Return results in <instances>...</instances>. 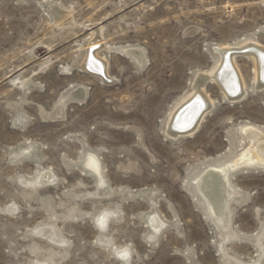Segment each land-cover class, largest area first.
Instances as JSON below:
<instances>
[{
	"label": "rangeland",
	"instance_id": "obj_1",
	"mask_svg": "<svg viewBox=\"0 0 264 264\" xmlns=\"http://www.w3.org/2000/svg\"><path fill=\"white\" fill-rule=\"evenodd\" d=\"M251 42L264 47V0H0V264L264 262V167L230 178V239L196 187L247 149L243 127L264 133L251 57L236 55L240 100L201 76L217 46ZM96 45L108 79L85 67ZM198 84L214 105L171 138Z\"/></svg>",
	"mask_w": 264,
	"mask_h": 264
},
{
	"label": "bare ground",
	"instance_id": "obj_2",
	"mask_svg": "<svg viewBox=\"0 0 264 264\" xmlns=\"http://www.w3.org/2000/svg\"><path fill=\"white\" fill-rule=\"evenodd\" d=\"M98 46L96 45L95 48L88 51L84 64L88 70L95 71L103 78L108 79L106 60L96 56ZM216 48L219 53L217 65L211 71L201 73V76L202 78L209 77L219 84L225 98L233 101L240 100L246 93L244 77L236 63V55L240 52L255 61L257 71L254 86L259 89L264 87V47L262 45L251 42L240 47L217 46ZM132 52L135 53V57L140 63H144L146 58L142 50L133 49ZM85 96L86 91L84 89L76 90L71 94L72 98L79 101L83 100ZM213 105L214 100L202 88V84L196 86L195 91L171 113L168 122L169 136L177 139L194 134ZM247 127L242 129L250 139L247 149L229 164L225 162L214 164L202 172L196 180L197 191L204 198L205 210L219 225L222 232L225 230V234H222L226 239L234 237V231L230 228V220H228V210H230L231 199L238 192L237 188L232 189L230 187V178L242 168L249 169L258 165L264 167V133L253 126ZM260 143L263 147L260 146ZM86 164L95 174H100V162L96 155H90ZM98 178V183L103 184L102 176L99 175ZM156 219H152L153 223H156ZM258 242L262 244L261 239ZM232 264L236 263L232 262ZM260 264H264V262Z\"/></svg>",
	"mask_w": 264,
	"mask_h": 264
}]
</instances>
